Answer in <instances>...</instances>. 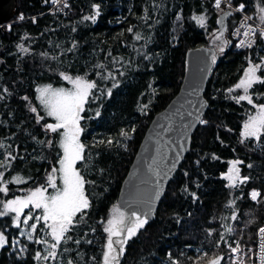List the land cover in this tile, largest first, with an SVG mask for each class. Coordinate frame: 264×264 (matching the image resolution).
<instances>
[{
	"label": "trees",
	"instance_id": "trees-1",
	"mask_svg": "<svg viewBox=\"0 0 264 264\" xmlns=\"http://www.w3.org/2000/svg\"><path fill=\"white\" fill-rule=\"evenodd\" d=\"M228 1L244 4V10L264 26L257 7L263 0ZM96 5L95 22L85 20L95 15ZM226 10L232 14L224 20L222 39L230 43L221 52L209 44L220 47L216 33ZM20 14L23 19L9 28L0 25V161L4 162L0 172L8 182L2 185L8 191L0 192V210L7 200L49 187L48 176L59 166L62 129H46L55 119L43 110L37 88L46 83L67 86L62 73L97 84L81 114L84 159L76 165L86 181L90 207L82 219L77 214L66 233L71 239L62 241L56 257L48 260L42 257L50 247L37 243L50 241L42 222L29 241L14 223L15 213L0 217V232L7 239L0 247V264H68L70 260L103 264L104 227L118 215L113 210L118 207L121 181L152 116L178 90L186 50L202 44L216 51L204 92L208 107L202 120L207 123L196 128L190 150L170 179L153 219L128 239L119 264H209L216 257H222L220 264H232L228 245L236 241L252 254L257 231L264 225V133L257 139L243 138L242 132L256 106L264 104V83H254L248 90L252 104L237 103L233 97L244 95L235 85L249 60L253 64L264 60V38L259 34L251 47L234 48L229 32L237 16L228 7L218 9L213 0H71L64 15L49 12L44 0H14L12 19ZM203 14L205 27L193 19ZM136 33L142 39L136 40ZM256 73L264 78V67ZM38 115L44 119L38 122ZM122 130L128 136H122ZM232 161H240L236 165L240 177H248L236 186L225 177ZM14 177L22 182L16 183ZM253 190L259 191L256 202L250 198ZM227 227L233 231L228 233ZM14 240L22 246V254L11 247Z\"/></svg>",
	"mask_w": 264,
	"mask_h": 264
},
{
	"label": "snow or ice",
	"instance_id": "snow-or-ice-1",
	"mask_svg": "<svg viewBox=\"0 0 264 264\" xmlns=\"http://www.w3.org/2000/svg\"><path fill=\"white\" fill-rule=\"evenodd\" d=\"M57 2L58 0H52V3L54 4ZM221 3L222 0H215V6L218 9L220 8ZM94 7L97 9L95 15L86 16L84 17L85 20H92L95 22L96 16L99 15V6L96 5ZM229 8H231L230 3ZM244 8L245 5L240 4L235 11L243 12ZM259 11L261 13V22L264 23V7H261ZM231 14V11L222 12V18L218 21L221 27L217 30L216 39L221 40V45L219 47V51L221 52H223L224 48L230 43V41L222 38L223 33L226 30L224 20ZM21 19H23V17H21ZM193 19H195L202 27L206 26L205 16H194ZM249 19H251V17L245 16L241 21L240 27L236 28L233 33L234 36H240L241 29H243L244 39L240 40L239 44L236 45L237 47H251L255 42L254 37L256 29L247 24ZM128 31L132 32L133 29L129 28ZM260 35L264 36V28L260 29ZM135 39L140 40L142 37L139 33H136ZM20 47L22 48V46ZM215 59L216 55L213 53L212 60L215 61ZM98 67L102 68L103 65H99ZM262 67H264V60H262L260 64H253L252 61L249 60V67L245 69L244 76L241 78L239 83L235 85V88H242L245 93L244 95L233 97L237 103L245 100L249 104L253 103L252 97L248 94V90L254 83H264V78L256 75L257 70ZM61 75L65 80H68L73 85V90H66L63 88L53 89L51 85L37 88V92L40 94L38 98L40 99L41 104L44 105L47 115L55 118V123L45 125L46 129L51 132H58L63 129L60 133L62 137L60 146L63 149V155L59 159L60 168H54L52 174H49L48 176V186L55 190L54 194L46 195V187H37L34 190H30L24 197H16L15 199L3 202V210H0V217L6 216L9 213H15L13 221L17 227L21 224V213L25 208H29L31 205L34 209L42 210V215L33 217L32 208H30L28 214L24 216L22 223L30 227L32 231H35L37 229V224L43 220L47 227L51 229L48 234L52 237V240L54 241L53 243L49 244V241L46 239L37 241V243H43L51 249L47 256L42 257L44 260L56 257L57 253L55 250L60 243L71 239L70 236H66V233L69 232L70 227L76 222L77 214L79 213L80 218L82 219L84 211L90 207L89 200L85 195L84 190L86 181L84 180V177L81 176L75 165L78 160L84 159L83 152L85 145L80 142V133L83 131L80 127V120L83 119L81 113L84 111V105L86 104L88 98L92 95V90L97 87V84L95 81H89L85 77L76 76L75 78H72L63 73ZM108 76L115 79V77L112 76V73H109ZM116 86V84H113V87ZM231 91H233V89H229V92ZM108 95H111V89H108ZM256 107L258 109L256 115L249 116L243 126V138L255 137L259 139L260 135L264 133V104H260ZM31 111L36 112L37 109L32 108ZM97 115H99V112H97ZM37 119L39 122L40 120H43L44 117L38 115ZM200 123H207V121L200 120ZM132 131H135V129ZM121 135L128 136V133L122 130ZM100 143H104V141H100ZM107 143L111 144V139H109ZM0 147H3L2 143H0ZM8 156L13 160L16 158L11 156V153H9ZM178 158L179 154L177 155V159ZM3 163L4 162L0 161V165ZM239 163L241 162H231L232 167L229 169V173L227 174L230 186H236L238 181L243 183L248 180V177H240V170L236 167ZM172 167H175V164H173ZM249 167H251V165H249ZM57 171L61 173L62 187H57L55 182L54 174ZM168 171H171V169H168ZM168 171H162L159 169L156 170L155 174L158 179L156 182V189L153 197L154 199L158 198L162 191L159 178H167ZM3 175L4 173L0 172V192L6 194L8 189L6 186L2 185H6L8 182L3 181ZM13 180L16 183L22 182L20 177H14ZM258 196L259 193L256 191L251 193V198L253 200H256ZM230 203H234V201ZM113 211L114 213H118V215H113L109 218L106 222V226L104 227V231L107 233V242L103 252V264H119L120 257L124 253V246L128 239L134 236L137 231L147 223L148 218L147 214L141 216L136 212H132L130 216H126L125 213L121 212L118 207L114 208ZM232 218L236 219L235 216ZM33 219L36 222L29 225V221ZM48 221H51V223L49 224ZM226 231L231 233L233 228L227 227ZM21 235H24V232H21ZM259 236L261 244L258 255L261 260V264H264V227L259 229ZM28 239H32V232L28 233ZM6 243L7 239L5 235L0 232V247H3ZM76 243H79V241H76ZM235 245V247L231 244L228 245L232 253H240L243 251L240 248L239 241H236ZM37 258H41L39 253H37ZM221 259L222 257H216L210 261V264H220ZM68 264H72V261L70 260Z\"/></svg>",
	"mask_w": 264,
	"mask_h": 264
},
{
	"label": "water",
	"instance_id": "water-1",
	"mask_svg": "<svg viewBox=\"0 0 264 264\" xmlns=\"http://www.w3.org/2000/svg\"><path fill=\"white\" fill-rule=\"evenodd\" d=\"M13 8L14 0H0V23L12 19ZM213 53L215 48L205 44L186 50V68L178 90L152 116L119 186L117 206L126 216L136 212L147 214V221L153 219L170 179L189 152L192 135L208 107L204 92L214 64ZM158 169L171 171L167 178H159L162 191L154 199Z\"/></svg>",
	"mask_w": 264,
	"mask_h": 264
},
{
	"label": "rangeland",
	"instance_id": "rangeland-1",
	"mask_svg": "<svg viewBox=\"0 0 264 264\" xmlns=\"http://www.w3.org/2000/svg\"><path fill=\"white\" fill-rule=\"evenodd\" d=\"M260 4H261V7H264V0L262 1V2H260ZM260 4H258L257 5V7H258V10H259V7H260ZM259 13H258V15H259V17H260V15H261V13H260V11H258ZM201 16H205L206 17V22H207V15L206 14H203V15H201ZM178 20H180V18H177ZM14 22H18V21H14ZM14 22H12V23H14ZM196 23H197V21H196ZM198 24V23H197ZM0 25L2 26V23H0ZM4 25H6V24H4ZM199 26H201L200 24H198ZM207 25V24H206ZM7 26V28H9V26L10 25H6ZM205 27V26H204ZM209 45H212V46H215L216 47V49L217 50H219V47H218V44L217 43H215V42H210V44ZM256 75H257V73H256ZM69 76V75H68ZM243 76H244V74H243ZM242 76V77H243ZM70 77H72V78H75L76 76H70ZM241 77V78H242ZM241 78H240V80H241ZM65 80V79H64ZM239 80V81H240ZM65 82L67 83V86H55V85H53V84H51V83H46V84H42V85H39L38 86V88H40V87H43V86H46V85H51L52 86V88L53 89H59V88H63V89H66V90H73V85L68 81V80H65ZM239 83V82H238ZM237 83V84H238ZM242 89V88H241ZM243 90V89H242ZM243 92H244V90H243ZM243 94H245V93H243ZM39 93H38V97H39ZM38 100L40 101V99L38 98ZM42 107H43V110L46 112V109H45V107H44V105L42 104ZM257 107L255 108V111L250 115V116H254V115H256V112H257ZM47 113V112H46ZM82 114V113H81ZM54 118V117H53ZM249 118V117H248ZM248 118H247V120H248ZM55 119V118H54ZM243 130H244V128H243ZM63 131V129L61 130V132ZM61 138L62 137H60V141H61ZM60 141H59V147H60V155H59V159L62 157V155H63V149L61 148V146H60ZM81 142V141H80ZM79 161V160H78ZM77 161V162H78ZM77 162H76V165H77ZM58 164H59V162H58ZM76 165H75V167H76ZM232 167V164L230 165V168ZM60 168V164H59V166H58V168L57 169H59ZM229 173V171L227 172V174ZM227 174H225V177L227 178ZM55 182H56V184H57V187H62V180H61V173L58 171V174L56 175V177H55ZM47 188V192H46V195H52V194H54V189L53 188H51V187H46ZM48 189L49 190H51V191H48ZM26 196V195H25ZM22 197H24V196H22ZM257 200H258V198H257ZM256 200V201H257ZM255 201V202H256ZM30 208H32V206L30 205L29 206V208H25V209H27V211H24L23 210V212L21 213V224H20V234H21V232H24V237L27 239V240H29L28 239V233L29 232H32V239L31 240H29V241H32L33 239H34V234H35V231H32L31 230V228L30 227H28V226H26V225H24L23 223H22V221H23V218H24V216L25 215H27L28 214V212H29V209ZM41 210V209H40ZM40 213H42V210L40 211V212H38L37 211V209H34V208H32V215H33V217H35V216H40ZM36 221L33 219V220H30L29 221V225L30 224H32V223H35ZM40 222H42V227H44L45 228V231H46V235L50 238V244L51 243H53V240H52V237L48 234V233H50V231H51V229L50 228H48L47 227V225L45 224V222L43 221V220H41ZM48 223L50 224L51 223V221H48ZM37 226H38V224H37ZM43 235H44V232H43ZM18 241L17 240H14L13 241V243L11 244V247L13 248V250H15L16 251V253H18V254H22L23 253V249H22V246L19 244V243H17ZM240 248L243 250V251H241L240 253H232L231 251H230V256H231V263L232 264H243V263H247V262H249L251 259H252V255H253V253L252 254H246V252H245V249L242 247V245H241V243H240ZM210 264V263H209Z\"/></svg>",
	"mask_w": 264,
	"mask_h": 264
},
{
	"label": "built area",
	"instance_id": "built-area-1",
	"mask_svg": "<svg viewBox=\"0 0 264 264\" xmlns=\"http://www.w3.org/2000/svg\"><path fill=\"white\" fill-rule=\"evenodd\" d=\"M70 1L71 0H66V5L68 6V4L70 3ZM229 1L228 0H222V3H221V5L220 6H224V7H228L229 8ZM44 4H46V6H47V8H48V11L49 12H55V11H57L58 13H60V14H65V12H66V5H65V0H58V2L57 3H52V0H44ZM213 4L215 5V0H213ZM231 4V3H230ZM240 5V4H239ZM239 5H236V6H234V5H232L231 4V10L233 11V13L237 16V22H236V24H235V26L234 27H232V29L230 30V37H231V39H234L235 41V43H234V48H236V49H242V48H245V47H237L236 45L237 44H239V42H240V40L241 39H244V37H243V29H241V35L240 36H234L233 35V33H234V31L236 30V28H238V27H240V25H241V21L244 19V17L245 16H247V17H251V19H249L248 21H247V24L248 25H251L254 29H256V34H255V37H254V39L256 38V36L257 35H259L260 34V29L261 28H264V26L263 25H261L255 18H254V15L253 14H251V13H248V12H246L245 10L243 11V12H240V11H235V9L236 8H238V6ZM21 17H22V15L20 14L16 19H11L10 21H8V22H5V23H3V25L4 24H6V25H10L12 22H14L15 20L16 21H21L22 19H21ZM263 38H264V36H262ZM253 191H256V192H258L259 193V191L258 190H253ZM253 191H251L250 192V198H251V193L253 192ZM258 198V197H257ZM252 199V198H251ZM253 200V199H252ZM257 200V199H256ZM256 200H253V201H256ZM261 227H264V225H262ZM260 227V228H261ZM259 228V229H260ZM259 229H258V231H257V236H256V246H255V250L252 252L253 253V255H252V260H251V262H247V263H243V264H261V260H260V258H259V255H258V253L260 252V244H261V240H260V236H259ZM236 245H234L233 247H235ZM245 249V248H244Z\"/></svg>",
	"mask_w": 264,
	"mask_h": 264
}]
</instances>
